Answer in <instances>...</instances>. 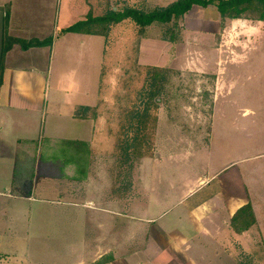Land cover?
<instances>
[{
    "label": "crops",
    "instance_id": "1",
    "mask_svg": "<svg viewBox=\"0 0 264 264\" xmlns=\"http://www.w3.org/2000/svg\"><path fill=\"white\" fill-rule=\"evenodd\" d=\"M0 10L5 13L0 146L9 128L23 132L12 140L18 154L8 158L13 198L38 204L34 210L42 224L84 230L83 240L44 242L38 260L19 240H0V264H43L44 257L51 264H235L237 250L264 244V196L251 187L264 175V153L246 159L247 168L234 165L218 178L221 172L199 178L168 209L170 193L156 196L152 173L164 157L146 158L143 173L135 169L128 186L116 168L118 144L109 135L102 94L107 36L90 34L89 26L63 33L90 17L101 18L92 14V1L0 0ZM150 43L149 36L142 39L138 63L179 67V58L162 52L168 62H142ZM29 55L38 56L37 66H27ZM255 162L261 163L258 169H252ZM224 180L235 193L226 192ZM178 185L173 182L171 189ZM247 205L254 223L245 226L249 216L240 210ZM12 212L11 220L18 218Z\"/></svg>",
    "mask_w": 264,
    "mask_h": 264
},
{
    "label": "rangeland",
    "instance_id": "2",
    "mask_svg": "<svg viewBox=\"0 0 264 264\" xmlns=\"http://www.w3.org/2000/svg\"><path fill=\"white\" fill-rule=\"evenodd\" d=\"M91 1L92 14L102 17L111 10L121 12L127 8L150 13L178 0ZM205 9L194 6L179 19L154 23L149 28L128 19L113 29L114 24H110L105 30L103 108L111 126L109 135L118 144L116 168L128 186L135 169L143 173L146 158L164 157L152 166V173L157 178L153 185L159 188L156 196L170 193L168 209L199 178L221 172L218 178L234 165L247 168L246 159L264 153V22L256 20L260 9L250 7L239 19H218L214 7ZM104 29L101 26L97 31ZM148 36L155 44L146 47L142 62H168L166 56L159 55L162 52L179 58V67L177 62L165 68L138 63L136 51ZM26 59L27 66L38 65V56ZM22 133L9 128L6 142L0 146V240H19V247L38 260V246L44 247V242L83 240L84 230L42 224L34 210L38 204L13 198V163L8 158L9 154H18L12 140ZM16 163L19 169L21 160L17 158ZM260 164L253 163L252 169ZM173 182L179 184L177 191L171 189ZM223 182L227 193H235L229 180ZM251 187L264 196V175L254 178ZM12 211L18 213V218L11 220L15 217ZM4 250L9 253L12 248ZM234 254L235 264H264V244ZM50 259L44 257L42 263L51 264Z\"/></svg>",
    "mask_w": 264,
    "mask_h": 264
},
{
    "label": "trees",
    "instance_id": "3",
    "mask_svg": "<svg viewBox=\"0 0 264 264\" xmlns=\"http://www.w3.org/2000/svg\"><path fill=\"white\" fill-rule=\"evenodd\" d=\"M194 6H200L202 8L213 6L217 9L222 18L225 19H239L246 9L250 7H257L260 9L261 13L256 20L264 21V0H178L165 9H157L150 13H145L131 8H127L121 12L111 10L105 17H90L87 21L78 23L77 25L64 30L63 33L79 32L84 27L89 26L90 34L95 35L97 33H103L104 36H107V31L105 32V30L110 24L115 25L128 19L132 20L136 25L144 28L151 26L154 23L166 24L170 23L173 19H179L183 17ZM101 26L105 27V29L103 32H98L97 28ZM31 45L33 44H29L28 46ZM38 45H40V43H36V46ZM28 46L25 48H28ZM4 53L5 51L3 52V55ZM136 117L146 119V116L140 117L137 115ZM240 212L249 216V218L245 219L244 221L245 226L252 225L254 223L251 205H247L241 209ZM240 225L242 226L241 223Z\"/></svg>",
    "mask_w": 264,
    "mask_h": 264
},
{
    "label": "water",
    "instance_id": "4",
    "mask_svg": "<svg viewBox=\"0 0 264 264\" xmlns=\"http://www.w3.org/2000/svg\"><path fill=\"white\" fill-rule=\"evenodd\" d=\"M4 27H5V13L0 10V81L2 73V59L4 52Z\"/></svg>",
    "mask_w": 264,
    "mask_h": 264
}]
</instances>
